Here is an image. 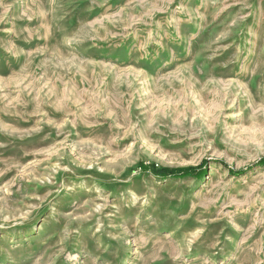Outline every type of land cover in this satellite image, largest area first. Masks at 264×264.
<instances>
[{"label": "rangeland", "instance_id": "obj_1", "mask_svg": "<svg viewBox=\"0 0 264 264\" xmlns=\"http://www.w3.org/2000/svg\"><path fill=\"white\" fill-rule=\"evenodd\" d=\"M263 159L264 0H0V264H264Z\"/></svg>", "mask_w": 264, "mask_h": 264}, {"label": "trees", "instance_id": "obj_2", "mask_svg": "<svg viewBox=\"0 0 264 264\" xmlns=\"http://www.w3.org/2000/svg\"><path fill=\"white\" fill-rule=\"evenodd\" d=\"M259 165H264V159L260 161V163H258ZM198 169H200V167H197V168H189L187 170H168V169H165V168H159V169H156L154 170L153 169V172L154 174L158 175V176H171V175H175V176H186V175H192V171H198ZM195 176H198L199 174L195 173L193 174Z\"/></svg>", "mask_w": 264, "mask_h": 264}]
</instances>
